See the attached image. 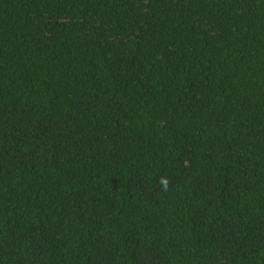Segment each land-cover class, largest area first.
Listing matches in <instances>:
<instances>
[{"label":"trees","instance_id":"1","mask_svg":"<svg viewBox=\"0 0 264 264\" xmlns=\"http://www.w3.org/2000/svg\"><path fill=\"white\" fill-rule=\"evenodd\" d=\"M0 264H264V0H0Z\"/></svg>","mask_w":264,"mask_h":264},{"label":"clouds","instance_id":"2","mask_svg":"<svg viewBox=\"0 0 264 264\" xmlns=\"http://www.w3.org/2000/svg\"><path fill=\"white\" fill-rule=\"evenodd\" d=\"M161 182L164 185V187L167 188V180H162Z\"/></svg>","mask_w":264,"mask_h":264}]
</instances>
